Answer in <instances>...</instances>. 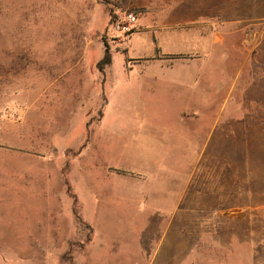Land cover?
Instances as JSON below:
<instances>
[{"label":"rangeland","instance_id":"1","mask_svg":"<svg viewBox=\"0 0 264 264\" xmlns=\"http://www.w3.org/2000/svg\"><path fill=\"white\" fill-rule=\"evenodd\" d=\"M236 1L252 30L210 37L236 67L205 88L198 52L193 80L154 66L174 80L150 91L135 59L149 40L116 29L129 0H0V264H264V0ZM106 111L154 112L193 139L164 165L173 212L131 195L159 180L107 142Z\"/></svg>","mask_w":264,"mask_h":264},{"label":"crops","instance_id":"2","mask_svg":"<svg viewBox=\"0 0 264 264\" xmlns=\"http://www.w3.org/2000/svg\"><path fill=\"white\" fill-rule=\"evenodd\" d=\"M129 2L138 12L136 14L131 12L136 15L134 26L138 25V28L131 31L127 39L134 33H143L151 44L152 52L149 55L135 57L138 60L137 65L148 69V75L141 77L139 83L147 84L150 91L155 81L160 84L164 80L172 83L174 80L173 77L169 79L162 75L156 76V72L149 73L154 66L161 69L163 66L168 69L176 67L180 75L174 78L178 77L177 81L180 84H186L188 79L193 80L194 65L200 62V59L194 57L198 52H205L201 60L205 69L203 76L206 77L202 80V85L206 88L212 81L211 76H220L226 68L236 67V59L226 60L225 55H221L226 52L224 39L210 37L225 36L226 29L244 27L252 30V23L242 26V22L247 19H243L238 13L240 8L236 0H129ZM248 19L251 22L252 17ZM253 19L258 18L255 15ZM212 84L213 89H217L219 80L216 78ZM91 90L93 91L91 93H94L95 88L92 89L90 85ZM201 95L199 98L206 96V90L202 91ZM179 98L183 102H188L187 91L181 89ZM184 109L182 105L177 111ZM107 112L104 114L106 120L103 119L100 126V131L104 133L107 142L111 141L113 147L129 148L131 161L135 159V163L138 164L136 170L146 174L148 180H159V184L155 183L151 189L139 187L131 195L136 196L137 192L140 197H148L143 203L149 206L150 211L173 212L178 193L173 189V170L167 169L164 165L173 168V156L178 154L173 149L181 145H193V139L184 136V133L178 135V131L170 127L169 118L166 120L157 118L160 116L154 112L151 113L152 119L148 118L150 113L143 114L144 111L142 113L110 111L109 114ZM175 115L182 117L183 113H173V116ZM113 123L116 126H112ZM192 129L194 128L191 127ZM171 225L173 226V223ZM175 248L178 249L177 246Z\"/></svg>","mask_w":264,"mask_h":264},{"label":"built area","instance_id":"3","mask_svg":"<svg viewBox=\"0 0 264 264\" xmlns=\"http://www.w3.org/2000/svg\"><path fill=\"white\" fill-rule=\"evenodd\" d=\"M136 22V15L134 13H127L124 18L116 23V29L119 30L124 35L131 33L132 27Z\"/></svg>","mask_w":264,"mask_h":264},{"label":"trees","instance_id":"4","mask_svg":"<svg viewBox=\"0 0 264 264\" xmlns=\"http://www.w3.org/2000/svg\"><path fill=\"white\" fill-rule=\"evenodd\" d=\"M110 62H111V57L108 48H106L103 57L98 61L97 65L99 68H103L104 65H107Z\"/></svg>","mask_w":264,"mask_h":264}]
</instances>
